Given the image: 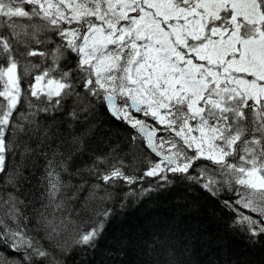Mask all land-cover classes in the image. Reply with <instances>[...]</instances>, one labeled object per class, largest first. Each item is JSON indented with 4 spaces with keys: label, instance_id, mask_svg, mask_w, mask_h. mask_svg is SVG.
<instances>
[{
    "label": "snow or ice",
    "instance_id": "6c2138e0",
    "mask_svg": "<svg viewBox=\"0 0 264 264\" xmlns=\"http://www.w3.org/2000/svg\"><path fill=\"white\" fill-rule=\"evenodd\" d=\"M174 183L264 248V0H0V264H237L194 233L101 248Z\"/></svg>",
    "mask_w": 264,
    "mask_h": 264
},
{
    "label": "trees",
    "instance_id": "16d2710c",
    "mask_svg": "<svg viewBox=\"0 0 264 264\" xmlns=\"http://www.w3.org/2000/svg\"><path fill=\"white\" fill-rule=\"evenodd\" d=\"M193 202L195 207H190ZM116 211L101 248L112 237L135 240L147 238L153 232H185L194 233L204 245L211 241L217 253L222 250L227 253L223 259L235 260L237 264H264V248H251L244 239L227 232L223 221L214 214L213 203L184 184L174 183L132 199L123 209L117 205Z\"/></svg>",
    "mask_w": 264,
    "mask_h": 264
}]
</instances>
